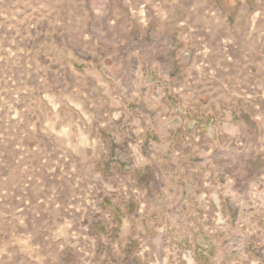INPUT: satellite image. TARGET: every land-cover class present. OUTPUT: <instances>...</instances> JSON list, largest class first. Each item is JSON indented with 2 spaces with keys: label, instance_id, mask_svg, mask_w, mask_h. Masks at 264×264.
Masks as SVG:
<instances>
[{
  "label": "rangeland",
  "instance_id": "rangeland-1",
  "mask_svg": "<svg viewBox=\"0 0 264 264\" xmlns=\"http://www.w3.org/2000/svg\"><path fill=\"white\" fill-rule=\"evenodd\" d=\"M0 264H264V0H0Z\"/></svg>",
  "mask_w": 264,
  "mask_h": 264
}]
</instances>
